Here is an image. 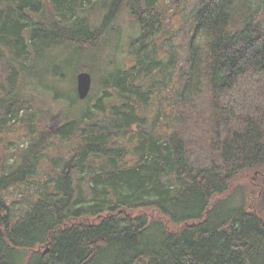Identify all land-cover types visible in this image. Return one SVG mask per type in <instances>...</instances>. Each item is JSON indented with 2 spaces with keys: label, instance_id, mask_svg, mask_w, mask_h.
I'll use <instances>...</instances> for the list:
<instances>
[{
  "label": "trees",
  "instance_id": "obj_1",
  "mask_svg": "<svg viewBox=\"0 0 264 264\" xmlns=\"http://www.w3.org/2000/svg\"><path fill=\"white\" fill-rule=\"evenodd\" d=\"M125 24L94 108L43 126ZM0 264H264V0H0Z\"/></svg>",
  "mask_w": 264,
  "mask_h": 264
},
{
  "label": "rangeland",
  "instance_id": "obj_2",
  "mask_svg": "<svg viewBox=\"0 0 264 264\" xmlns=\"http://www.w3.org/2000/svg\"><path fill=\"white\" fill-rule=\"evenodd\" d=\"M138 31H136L135 27L132 26V28L130 27V25L125 24V32H124V36H121L119 39H116L115 36H113L112 38L108 40H106L107 38H105V45L103 47V51L101 53V56L98 59H95V63L90 62V57L92 58L93 53L91 51H86L85 54H87V57L85 58V63L92 66L93 70L95 72V75H93V86H92V90H91V97L87 100V101H77L76 103V97H78V93H77V75L78 73H74L77 68L75 65L77 63H73V67L70 69V67H66L65 68V73L66 76L65 77H55L52 75H49L47 81H46V85L47 87H45L43 89L42 94L40 93H36L35 95V99L37 103H40L39 108L42 110V112L40 114L44 115L45 113L47 114L48 112H52L53 114L51 115V117L47 118V122L46 125H43L45 127L48 126L49 129H57L60 125H62L65 122V118L68 117L67 114H78V111H82L83 109H85L87 106H91L92 109L94 108L95 104L97 103L98 99H100V97L102 96V88L100 86V83H97V74L101 73L102 70L105 69L106 71H110L113 70L115 68L118 67H123V64L125 63V60L128 56V54L121 50L119 48V46L121 45H126L128 44L132 39L137 37V33ZM128 33V35L126 34ZM183 34L181 33L180 35V39H179V44H180V52L182 53V55L184 54V49L186 46L184 37L182 36ZM119 45V46H118ZM119 48V49H118ZM69 51L65 50L64 51H53L54 53V57L55 60L59 59L62 60V58H64L67 53ZM72 54L74 55V53L72 52ZM53 56V55H52ZM94 56V55H93ZM72 57V55H71ZM37 69L36 71L39 72L42 75V62L40 63L39 61H37ZM41 64V65H40ZM57 65V64H56ZM66 65V64H65ZM71 66V65H70ZM108 69V70H107ZM83 71H87V70H83ZM81 72V71H80ZM97 72V73H96ZM101 75V74H100ZM42 78V77H41ZM54 88L57 90H61V94L63 96V98L59 99V100H55V102L51 101L53 98V94H51L50 92L53 93ZM31 89V87H29L26 91H29ZM33 92L29 91V94L31 95ZM33 95V94H32ZM45 95V96H44ZM47 97H49L47 99ZM41 98H43L41 100ZM54 100V98H53ZM88 102V103H87ZM52 110V111H51ZM260 179L258 177V174L254 171L252 172H247L245 173L243 176H241L234 184L233 189H238V188H243V190L245 191L246 194V198H247V204L248 207L250 209H256L258 210V198H259V193H260ZM34 184V182L32 183ZM232 189V190H233ZM34 193V191L29 190L26 191L25 195H32ZM15 200H17L18 197H14ZM21 199V198H19ZM19 203H21L19 200H17ZM28 206L26 205H22L19 204V211L18 214H21L23 211L27 210ZM141 211H137V213H140ZM142 212L144 214H146L148 217H152V216H156L158 217V214L151 210V209H145L142 210ZM169 226L173 229V230H177L178 227L170 225Z\"/></svg>",
  "mask_w": 264,
  "mask_h": 264
},
{
  "label": "water",
  "instance_id": "obj_3",
  "mask_svg": "<svg viewBox=\"0 0 264 264\" xmlns=\"http://www.w3.org/2000/svg\"><path fill=\"white\" fill-rule=\"evenodd\" d=\"M93 77L90 72L82 71L77 75V93L80 100H86L92 90ZM48 250H46L47 252Z\"/></svg>",
  "mask_w": 264,
  "mask_h": 264
},
{
  "label": "bare ground",
  "instance_id": "obj_4",
  "mask_svg": "<svg viewBox=\"0 0 264 264\" xmlns=\"http://www.w3.org/2000/svg\"><path fill=\"white\" fill-rule=\"evenodd\" d=\"M76 79H77V77H76ZM77 81V80H76Z\"/></svg>",
  "mask_w": 264,
  "mask_h": 264
}]
</instances>
